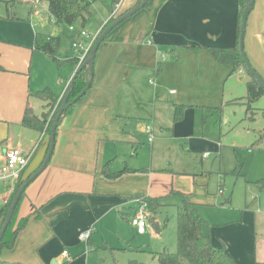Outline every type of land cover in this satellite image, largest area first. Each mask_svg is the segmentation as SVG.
Masks as SVG:
<instances>
[{
  "label": "crops",
  "instance_id": "0c3cea01",
  "mask_svg": "<svg viewBox=\"0 0 264 264\" xmlns=\"http://www.w3.org/2000/svg\"><path fill=\"white\" fill-rule=\"evenodd\" d=\"M121 2L126 5L122 12L120 7L117 16L127 13L141 0ZM150 4L151 8L147 9ZM115 8L109 9L110 16ZM143 9L138 20L118 27L100 45L91 87L64 117L48 166L26 189L18 221L29 217L28 223L14 246L1 252L0 260L25 264H88L89 256L76 259L79 255L71 256L68 248L75 249L83 242L80 234L93 229L90 240L101 249V243L94 236L110 227L116 229L119 215L130 222L139 208L132 204V199L140 194L141 197L153 195L154 175L130 165L127 157L137 153L139 137L146 134L147 125L153 123L159 127L161 135L173 131L168 115L170 110L174 112L176 104L189 106L184 120L173 122L175 134L183 127L187 132L181 131L176 136L189 137L191 149L205 147L201 143L192 145L193 141L205 143L200 136L204 124L201 125L196 111L204 102L199 101L209 98L211 91H220L229 79L246 74L241 69L242 72L231 75L232 67L218 64L205 49L237 45L239 0H151ZM3 22L0 19V56L11 58L9 62L3 60L4 66L0 63L4 68L0 71V210L16 184L1 179L6 151L17 148L24 154H32L25 176L41 167L49 151L51 136L22 125L26 107L29 105L41 117L45 103L35 95L50 88L63 99L79 69L70 62L73 57L58 52L59 64L35 51L38 33L32 22L34 40L26 39L18 29L5 31L3 25L7 23ZM106 24L93 32H99ZM73 36L71 32V45ZM31 50L33 62L28 72L26 64ZM72 51L76 56L73 48ZM245 53L264 78V0H256L249 15ZM36 54L44 58L40 57L37 62L46 63L47 71L34 84ZM190 112L192 123L188 122ZM187 139L184 138L185 142ZM154 143L149 142L151 147ZM206 153L209 152L202 154V159L208 158ZM109 161H113L112 172L126 167L136 172L107 179L102 169ZM230 202L224 200L222 207ZM196 204L200 211L202 205ZM201 216L210 225L212 243L224 244L238 264H264V241L258 239L256 225L253 228L255 215L245 212L238 218L228 215L215 221ZM151 218L155 220L152 215ZM2 223L0 220V231ZM65 251L68 256L63 255Z\"/></svg>",
  "mask_w": 264,
  "mask_h": 264
},
{
  "label": "rangeland",
  "instance_id": "374dc122",
  "mask_svg": "<svg viewBox=\"0 0 264 264\" xmlns=\"http://www.w3.org/2000/svg\"><path fill=\"white\" fill-rule=\"evenodd\" d=\"M18 1L0 0V19L4 20L3 23H7L3 25L4 30L18 29L26 39L32 37L34 40L35 34L32 35L30 29L32 22L35 31L41 36H61L59 53L62 56L67 55L68 58L74 57L69 37L70 27L72 26L75 32L86 31L94 34L93 31L111 19L109 7L113 5V0H97L88 9L90 15L86 16L85 25L81 19L72 25H57L49 13L46 1ZM88 1L90 0H84L85 3ZM120 3L122 12L126 4ZM151 6L152 4L147 9ZM142 11L126 19L111 33L123 24H131L138 20L144 13ZM8 16L16 18L12 19ZM31 57L32 50L26 64L28 72L33 62ZM40 57L42 56L36 54L32 74L34 84L47 71L46 63L37 62ZM9 58H11L9 55L0 56V63L3 65V60L9 62ZM239 72L242 71L239 70L237 73ZM248 78L246 72L244 75L238 74L235 78L229 79L220 91H211L209 98L199 101L204 102V105H198L200 111L193 109L199 112L201 125L202 116L208 115L207 123L201 126L203 135H200L205 143L192 142V145L201 143L205 146L203 149H191L189 137L176 136L181 131H187L183 127L175 134L174 112L170 110L171 115H168V120L173 131L161 135L162 130L159 127H155L153 123L149 124L153 127V132H146L139 137L137 153L134 156L129 155L127 160L130 165L142 170L146 169L148 173L154 175V191H152L153 195L149 194V196H168L172 190L181 192L185 194L186 199L201 204L200 214L209 217L212 221L229 217L228 215L230 218L233 216L238 218L243 213L250 212L256 216V222L253 219V228L256 225L258 239L264 241L262 234L264 187L257 182L264 178V138L262 142L257 143L260 138L259 133L264 130V97L248 107L245 99ZM161 119L162 117L158 120L161 122ZM193 121L190 112L188 122ZM150 137L155 141L154 147L148 142ZM184 138H188L186 142ZM188 150H191V153ZM206 151L209 152V156L202 159V154ZM219 191H222V194L218 195ZM226 199H230L231 202L222 207ZM167 200L169 203L167 207L162 208L155 215L151 214L155 217V221L153 223L149 218L144 235H138L130 222L119 215L116 218L119 223L116 229L110 227L104 233L94 236L95 241L101 243V249L94 250L93 246H89L91 241L89 240L79 243L75 249L68 248V251L74 257L77 253L79 256L76 259L89 256L88 264H160L158 253L167 251L176 254L178 250L177 207L180 198L170 196ZM132 204L139 207V199L133 198ZM112 225L114 226V223ZM251 257L254 258V254H251Z\"/></svg>",
  "mask_w": 264,
  "mask_h": 264
},
{
  "label": "trees",
  "instance_id": "16d2710c",
  "mask_svg": "<svg viewBox=\"0 0 264 264\" xmlns=\"http://www.w3.org/2000/svg\"><path fill=\"white\" fill-rule=\"evenodd\" d=\"M18 0H15V2ZM48 4L49 13L55 19L56 24H67L72 25L77 20H82L83 25L87 21V15H90L89 7L92 3L97 0H90L87 3L84 0H43ZM142 1V0H141ZM20 2V0L18 1ZM121 0H113V5L109 7L110 10L119 4ZM249 0H239V27H238V41L240 39V28L242 24L243 12L248 4ZM254 7V6H253ZM253 9V8H252ZM8 18L15 19L16 17L8 16ZM119 16L111 18L108 23L102 28V33L116 20ZM44 36L37 35L35 51H38L57 63L61 64L58 58V52L61 45V36L48 37L43 39ZM73 42V41H72ZM205 49L214 57L216 62L220 65H227L232 67L231 75L237 73L239 70L243 69L248 73L250 80L247 82V100L248 107L250 108L252 104L259 101L264 96V87L250 75L247 70L245 63L241 56V51L239 47V42L235 47L232 48H220V47H205ZM70 62L74 66H78L79 58L78 54H75ZM80 69V70H79ZM77 76L73 79L71 85V93L68 102L71 103L69 108L64 112L63 116L59 121V126L61 125L64 117L68 115L74 105L80 100H76L81 94L86 93L88 84L91 81L90 69L89 67H79ZM4 68L0 64V71ZM92 85V84H91ZM71 87V86H70ZM70 89V88H69ZM68 89V90H69ZM41 101L45 103V111L41 117L36 116L32 108L28 105L25 109L22 125L28 129L45 133L51 136L52 127L56 118V115L62 105L63 99H60L50 88H46L43 91L38 92L36 95ZM189 106L176 104L174 107L173 122L178 123L184 120L185 112ZM47 110V111H46ZM250 110V109H249ZM255 117H253L254 119ZM208 115L202 116V123L206 124ZM57 128V131H58ZM57 135V133H56ZM260 138L257 141L262 142L264 138V130L259 133ZM113 161H109L102 169V175L107 179H117L121 175L129 172H136L130 168H124L119 172H112L110 165ZM30 164V163H29ZM29 166V165H28ZM27 166V167H28ZM27 169V168H26ZM23 171L20 179L15 184V189L13 194L4 204V207L0 210V220L2 224L6 219L9 209L12 205L13 199L17 194L18 190L23 186L25 180L30 177L25 176ZM259 185L264 187V178L257 181ZM24 191L17 208L14 212L11 224L9 225L7 231L4 234L2 241L0 242V255L4 249H10L14 246L19 233L25 228L28 223L29 217L21 219L18 221V214L25 197ZM170 196H175L180 198L181 206L178 208L177 212V245L178 250L176 254L164 251L158 253V261L160 264H238L235 259L227 252L226 246L224 244L215 245L211 241V228L209 223L201 216L199 212V205L190 202L186 199L185 194L172 190L171 194L165 197H137L141 204H146L147 210L149 212V218L151 214H156L159 210L169 205L168 198ZM230 200V199H229ZM154 219L152 222L154 223ZM3 226V225H2ZM89 246H93L94 250L99 249L93 245V242H89ZM0 264H25L20 262H5L0 260ZM66 264H69L67 262Z\"/></svg>",
  "mask_w": 264,
  "mask_h": 264
},
{
  "label": "water",
  "instance_id": "95a60500",
  "mask_svg": "<svg viewBox=\"0 0 264 264\" xmlns=\"http://www.w3.org/2000/svg\"><path fill=\"white\" fill-rule=\"evenodd\" d=\"M151 0H142L139 4H137L133 9H131L130 11H128L127 13L123 14L122 16H120L118 19H116L103 33L100 34V36L98 37L97 41L95 42L89 57L87 58V60L81 65V67H89L90 69V76H91V81L87 86L88 90L91 87V84L93 82V77H94V64H95V58L97 55V52L99 50L100 45L105 41V39L108 37V35L118 26L120 25L122 22H124L126 19L134 16L136 13H138L140 10H142ZM256 0H249L244 12H243V16H242V24H241V28H240V39H239V47H240V51H241V56L242 59L245 63V66L247 68V70L249 71L250 75L253 76L261 85L262 87H264V78L263 76L252 66L249 58L247 57L246 53H245V35H246V30H247V23H248V18L249 15L252 11V8L255 4ZM80 70V69H79ZM78 72V71H77ZM77 76H74V78ZM71 89H72V85L70 87V89L68 90V92L66 93L65 97L63 98L62 101V105L56 115L53 127H52V131H51V139H50V146H49V151L47 153L46 158L44 159L41 167L35 172L33 173L30 177H28L23 186L18 190L17 194L15 195L12 205L9 209V212L6 216V219L4 221V224L1 228L0 231V242L2 241L5 232L7 231L9 225L11 224L14 212L17 208V205L24 193V191L27 189V187L40 175L44 172V170L46 169V167L49 164V161L51 159V156L53 154L54 148H55V140H56V133H57V128L59 125V121L61 119V117L63 116L64 112L69 108L70 104L68 102L70 93H71ZM84 94H81L76 100L81 99V97H83Z\"/></svg>",
  "mask_w": 264,
  "mask_h": 264
},
{
  "label": "built area",
  "instance_id": "2783aa9c",
  "mask_svg": "<svg viewBox=\"0 0 264 264\" xmlns=\"http://www.w3.org/2000/svg\"><path fill=\"white\" fill-rule=\"evenodd\" d=\"M121 3L116 5L115 11H112L111 18L116 17ZM71 32L74 33L72 48L76 51L79 58L78 68L87 60L90 52L97 41L98 37L102 33V29L97 33H90L86 31L75 32V29L71 26ZM147 133L153 132V127L147 125ZM153 137L149 138V142L152 143ZM209 153L205 154L208 157ZM32 159V154H24L20 149H8L5 154V164L1 170V179L8 182H17L23 171L27 168ZM222 193V191H220ZM149 220V212L147 210L146 204H141L132 216L130 223L136 229L138 234H145L147 222ZM93 229H89L80 234L79 239L83 242L89 241L91 239ZM64 256H68V251L63 253Z\"/></svg>",
  "mask_w": 264,
  "mask_h": 264
}]
</instances>
